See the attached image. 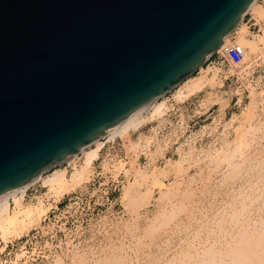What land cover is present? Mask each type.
Wrapping results in <instances>:
<instances>
[{
    "label": "rangeland",
    "instance_id": "374dc122",
    "mask_svg": "<svg viewBox=\"0 0 264 264\" xmlns=\"http://www.w3.org/2000/svg\"><path fill=\"white\" fill-rule=\"evenodd\" d=\"M250 17L247 13L243 24L250 26ZM258 29L248 27L255 37L250 45L256 48L245 62L236 66L212 55L160 98L169 105L160 119L149 120L139 130L129 129L115 140L100 138L105 146L82 187L57 197L43 184L56 169L70 174L82 163V153L43 173L23 202L44 206V213L54 208L25 233L44 227L34 245L57 251L33 264H264V69L249 75L260 50L258 37L264 35V28ZM237 37L234 34L227 44ZM208 66L210 85L177 100L174 92ZM241 138L246 139L244 144L239 143ZM119 159L126 171L131 168L129 173L104 169L107 160L113 169L111 164ZM168 159L181 164L164 178V187L151 190L146 183L123 198L129 180L139 174L151 182L155 167ZM9 247L0 254L2 260L7 258L1 264L13 259ZM26 259L19 263L31 264Z\"/></svg>",
    "mask_w": 264,
    "mask_h": 264
},
{
    "label": "water",
    "instance_id": "95a60500",
    "mask_svg": "<svg viewBox=\"0 0 264 264\" xmlns=\"http://www.w3.org/2000/svg\"><path fill=\"white\" fill-rule=\"evenodd\" d=\"M251 0H0V195L214 53Z\"/></svg>",
    "mask_w": 264,
    "mask_h": 264
},
{
    "label": "bare ground",
    "instance_id": "6f19581e",
    "mask_svg": "<svg viewBox=\"0 0 264 264\" xmlns=\"http://www.w3.org/2000/svg\"><path fill=\"white\" fill-rule=\"evenodd\" d=\"M258 1H261V0H251L250 1L247 8L245 9L243 14L241 15V18H240L239 22L237 23V25L229 32V34L225 37V39L221 42V44L215 49V51H222V48L224 46H226V44L230 41L231 37L237 33L238 37H237V40L235 43L241 44L245 49V53L243 55L241 62L239 64H237L236 66H239L242 62H245L247 59L246 56L252 50H255V48H256L255 45H250V44H252L253 36H251L250 31L248 30V26L245 24L240 25L242 23V21L244 20V16L248 12H250L251 15H253L249 19L248 23H250L249 27L253 26L254 31H255L256 25L259 26V29H258L259 31L262 29V27L264 28V16L263 17L259 16V14L256 12V10L253 8L256 4H258V6L264 10V3H262L264 0L261 1V4H259ZM233 31H234V33L232 34ZM254 31H253V33H254ZM258 39H259L258 45H261V44L264 45V35L261 34L260 37H258ZM203 65H204V63L200 64L198 66V68L195 71L191 72L189 75H192L194 72H196ZM211 71H212V69L208 66V68L206 67L203 70L202 74H200L199 76L194 77V78L192 77V79H189V81L185 85L181 86L179 89H177L176 92H174L175 98L179 101L185 100V98L192 96L194 93L205 89L211 83V79H212ZM189 75H187L186 77H188ZM186 77H184L181 81H179L175 86L171 87L168 91L175 88ZM221 84L222 83L220 82V85ZM211 86H213V85L211 84ZM262 90L264 92V89H262ZM164 94H161L160 96L149 100L146 104H144V105L138 107L137 109L133 110L131 112V114L126 117V119L124 121H122L120 124H118L116 127L112 128L111 130L107 131L106 133L102 134L101 136L95 138L91 143H89L88 145L81 148L78 152H75L72 155L60 160L59 162L47 167L45 170H42V171L36 173L31 178H29L26 182L12 188L8 192L4 193L3 195H0V237L3 238V240L8 241L7 239H9V237H11V236H16V235L20 236L23 232L25 233L26 230L28 231V229L31 228L32 225L34 226V224H36V223L38 224V222H41L43 219H45L48 212H50L52 210V208H54L53 206L49 207L47 209V212L44 213L45 212L44 206H42V205H40V206H31V205L26 206L23 202L24 197L27 193V190L37 180H39L42 177V175L45 171L51 169L52 167H54V166H56V165H58L64 161L68 162L70 159H73L79 153H82L83 154L82 163L80 165L78 164L79 166L78 165L73 166L74 170L70 174L68 173L67 169H56L51 174H49L48 176L46 175V177L44 178V182H43L44 186L48 187L50 190L54 191L56 193L57 197L63 195L64 193L75 191V190H77V188L82 187L84 185V183L88 181L91 174L93 173L94 162L100 158L102 148L105 146V142L101 141L100 138H102V137L104 138V136H106L109 138L108 139L109 141L115 140L117 136L123 134L125 131H127L129 129L130 130H139L149 120L154 121L158 118L160 119V117L164 116L165 113H167V111L169 109L168 102L160 100V98ZM254 106H253V109H254ZM250 107H252V106H250ZM144 111H145V113H146V111L149 112L148 116L147 115L144 116L142 114ZM247 113H249V112H247ZM252 114H253V112H252ZM245 116H246V113H245ZM250 117L251 116H248V118H250ZM243 132H245V131H243ZM244 135H246V134H244ZM245 140H246L245 138H244V140L241 138V139H239V143L244 144ZM247 142H248V140H247ZM137 143H138V141H137ZM149 143H151V142H149ZM132 145H134V143ZM145 146H146V144H145ZM136 149H137V147H136ZM133 152H134V150H133ZM243 153H242V156L244 155ZM232 159H233V157H232ZM107 161L104 164L105 170H111L115 174L117 171L124 169V162H122V160H120V159L116 160L114 163L111 164V167H113V169L110 168L109 162H107ZM180 164H181L180 160L168 159L166 161L165 165L156 166L154 171H153V177L151 178V182L148 181L149 180L148 178H144V177H141L139 174H136L134 176L135 177L134 180H129V183H127V185L124 186L125 188H124L123 198L128 197L130 195L131 191L135 187L137 188V186H142L143 184H146V183H149L150 186L148 188L151 190H153V188L155 186L164 187V185H166L164 178L167 177V175L171 172V170L179 167ZM126 169H129V168H126ZM129 170H127V171H129ZM139 172H141V171H139ZM127 173H129V172H127ZM10 201L14 202V206H12ZM164 213H165V211H164ZM185 225H186V223H185ZM27 233H25V234H27ZM20 237H22V236H20ZM20 237H15L13 239H10L8 242L3 241V240L0 241V244L4 243V245L1 248L6 246L9 242H11L15 239H18ZM19 256H21V254H16V257H19ZM55 257L58 258L61 256L56 255Z\"/></svg>",
    "mask_w": 264,
    "mask_h": 264
},
{
    "label": "built area",
    "instance_id": "2783aa9c",
    "mask_svg": "<svg viewBox=\"0 0 264 264\" xmlns=\"http://www.w3.org/2000/svg\"><path fill=\"white\" fill-rule=\"evenodd\" d=\"M250 13V12H248ZM250 16L252 17L251 13ZM250 17V18H251ZM245 18V16H244ZM245 53V49L241 44L238 43H229L227 44L222 51H215L212 55L217 54L219 57L224 58L227 62H229L232 65H237L241 62L243 55ZM211 55V56H212ZM259 69H264V46L260 45L259 54L257 55L253 67L251 68V73L249 75H253L256 71ZM172 107L174 108L173 104ZM104 140V138H101ZM44 227H37L30 231V233L25 234L20 239L18 238V241L15 243L12 241L3 248L2 251H0V254L6 250V248L9 247L8 254H13V259L10 260L9 264H20L21 259H29V262L33 264V261H36L37 259H49L50 257L54 256L57 249H54L51 247V249H37V246L34 245L38 241V237H41ZM29 245H34L33 247H29ZM29 247V249L27 248ZM15 251H20V258L16 257ZM7 258H4L3 260L0 257V264L2 262H6ZM26 259V260H27Z\"/></svg>",
    "mask_w": 264,
    "mask_h": 264
},
{
    "label": "crops",
    "instance_id": "0c3cea01",
    "mask_svg": "<svg viewBox=\"0 0 264 264\" xmlns=\"http://www.w3.org/2000/svg\"><path fill=\"white\" fill-rule=\"evenodd\" d=\"M256 12L259 14V16H261V17L264 16V10L261 7H259L258 4H257V7H256ZM243 21H242V23L240 25H244V24L247 25L246 23L243 24ZM253 38H255V37L253 36Z\"/></svg>",
    "mask_w": 264,
    "mask_h": 264
},
{
    "label": "trees",
    "instance_id": "16d2710c",
    "mask_svg": "<svg viewBox=\"0 0 264 264\" xmlns=\"http://www.w3.org/2000/svg\"><path fill=\"white\" fill-rule=\"evenodd\" d=\"M257 4L253 7L256 10ZM234 33V31L232 32V34Z\"/></svg>",
    "mask_w": 264,
    "mask_h": 264
}]
</instances>
